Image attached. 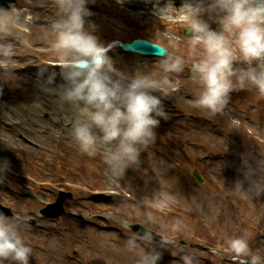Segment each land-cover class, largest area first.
I'll list each match as a JSON object with an SVG mask.
<instances>
[{
	"label": "rangeland",
	"instance_id": "obj_1",
	"mask_svg": "<svg viewBox=\"0 0 264 264\" xmlns=\"http://www.w3.org/2000/svg\"><path fill=\"white\" fill-rule=\"evenodd\" d=\"M129 1L131 0L124 2ZM26 3L27 0H17L10 9H15L17 13H20L18 14L20 25L35 32L33 38L28 40L36 49L47 51L52 49L51 43L54 38H50L53 33L49 28V21L55 15L54 3L51 8L43 11L40 7H47L48 3L42 0L34 2L31 8L25 6ZM154 3L156 0L149 1L147 4L154 8ZM143 7L145 10L148 9L146 5ZM22 9H27L30 13L22 14ZM148 11L154 13L151 8ZM137 12H142V10H137ZM89 13V19L85 18V29L88 31H91V27L105 25V21H108L109 25L118 22L116 19L112 21L113 18L109 13L100 8L89 11ZM100 13L105 16L100 17ZM28 14L33 16L31 22L24 20ZM125 22L129 27L126 32L105 31L95 36L98 37L100 43L106 46L111 45L112 42L122 44L129 43L133 39H146L163 45L168 49L169 54L181 56L188 63L198 59L199 52L203 50L200 45L194 50L187 37H184L186 26L178 25L173 29L142 27L133 30L132 26H129L131 24L126 20ZM214 30H218V27ZM19 37L21 36L13 30L7 34L0 32V44L10 43L14 53L8 67L0 68V79L6 81L5 85L0 84V148L6 153V148L10 145L26 149L23 153H17V156L11 152L3 156L2 159L11 168L32 175H44L48 177L47 180L53 178V181L58 180L57 175H66L64 168L62 171L59 169L51 171L48 163L52 161V157L37 153L23 145L17 139V135L21 133L45 146L46 149L60 151L65 159L66 167L72 172L66 176L67 179L93 186L94 189L116 190L118 186H126L132 191L140 192L144 201H152L159 205L163 201V207L173 208L181 213V216L150 219L147 223L148 227L163 234H169L170 227L173 226L174 230L190 232L196 236L205 235L208 243L219 244L218 247L222 248H225L224 241L228 238L250 234L252 237L249 242L250 248L254 252L259 250V254L264 256V190L257 192V186L264 185V94L254 88L233 91L230 93L229 104L224 112L213 116L206 110L196 108L189 103L196 97L199 88L191 79V73L187 67L182 73L169 74L171 87L176 85L179 90L178 94L172 97L176 103L175 107L179 110H172L167 120H160L159 126L154 130L156 136L154 143L146 149H141L138 163L121 173L122 166L114 167L107 160L106 154L110 146L98 142L97 151L94 154L97 157L95 163L103 174H93L85 168V161L66 153L63 149L65 145L79 148L71 133L72 124L78 116V109L70 107L68 102L61 99L57 85L55 83L50 86L46 85L44 94L40 95L41 100L37 96L32 97L28 92L20 95L22 89L26 90L33 86L41 88L44 76L48 73L44 76L38 75L40 67L48 65L50 67L48 72L57 73L59 69L51 68L56 58L54 52L49 51L41 55L37 54L34 49L29 51L21 44ZM108 55L113 61L125 63V66L117 69L125 74L136 73L138 70L144 73L159 71L161 59L123 54L119 45L112 46ZM6 70L11 72L6 73ZM56 80L62 79L57 75ZM152 94L160 96L155 92ZM160 98L162 99L161 96ZM162 105L168 112L167 106ZM22 107L27 108L28 113H23ZM195 111L203 114L201 120L194 121L195 119L189 116L194 115ZM13 120L24 121L25 130H6L8 131L6 132L3 127L1 128L3 122ZM205 120L212 123L208 124ZM245 129L251 131L254 142H261V145L249 139L244 133ZM233 136L238 140L234 141ZM180 147L184 148V151H179L182 150ZM185 152L193 153L195 158L189 161L184 160L183 153ZM177 162L182 163L183 168L174 175H170L169 171L175 168ZM36 167H38L37 172L34 171ZM193 172L203 175L211 185L218 184L225 191V200L204 186L198 187L191 178ZM159 178L167 179L163 187L154 186V180ZM50 187L53 189L51 185L48 186L49 189ZM40 194L43 203H51L55 200V194L48 190ZM72 194L73 198L65 201L69 214L49 221L37 217L38 214L36 215L32 210L33 207L41 210L44 207L42 204L26 198L19 187L10 181V178L6 177L4 181H0V202L10 203L14 209H28V213L15 212L14 219L11 218L10 221L17 225V230L25 244L46 261L54 264H60L63 261V264H66L65 250L70 243H73L72 245L79 246L86 254L103 257L104 264H140L143 255L151 249L160 252L167 264L182 263L179 255H171V252L178 251L176 248L172 251L168 249L169 247H161L142 239L138 240L134 247L129 246L127 238L123 240L117 233L87 226L82 223V220L72 217V212L101 214V208H103L92 203L83 194H74V192ZM168 197L171 199H167ZM17 198L19 199L14 202ZM108 206V208L115 209V213L131 210L118 201ZM132 211L150 213L149 210L140 211L135 208ZM191 214L197 217L200 223H195L194 219L190 218ZM102 215L104 218H100L101 225H115V222L108 220L107 215ZM27 216L36 219L45 230L33 232L32 226L25 220ZM121 217L125 223L129 222L124 213ZM95 218H97L96 215L91 219ZM56 222L58 227L55 226ZM177 222H179L178 226ZM44 234L54 241L44 237ZM181 254L192 255L194 264H231L230 258L212 254L196 246L183 247ZM173 257H177L179 261L171 262ZM87 263H90V260ZM2 264H13V262L9 259L3 261Z\"/></svg>",
	"mask_w": 264,
	"mask_h": 264
},
{
	"label": "clouds",
	"instance_id": "obj_2",
	"mask_svg": "<svg viewBox=\"0 0 264 264\" xmlns=\"http://www.w3.org/2000/svg\"><path fill=\"white\" fill-rule=\"evenodd\" d=\"M86 3L87 0H54L55 15L50 18L49 28L55 37L51 48L56 58L51 68L59 72H48L50 67L44 65L38 75L48 73L44 84L49 86L55 83L57 75L62 79L63 83L57 86L61 99L78 109L71 133L79 149L93 155L98 142L110 146L107 160L114 167L122 166L121 173L138 163L141 149L154 143V130L160 120L169 118L160 96L152 94L160 89L165 93L174 90L169 74L182 73L187 67L199 88L189 103L213 116L224 112L233 91L254 88L264 94V0H185L179 9L171 0L163 7L156 0L159 20L174 21L180 11L186 21L188 42L194 50L198 45L203 50L198 59L188 63L161 49L159 71H137L130 76L114 66L108 55L112 46L100 43L85 29V18L90 15ZM205 15L215 17L218 30L211 28L203 18ZM24 20L31 22L33 16L28 14ZM19 21L15 9H0V32L7 34L8 25ZM12 47L10 43L0 44V68L8 67L14 54ZM261 190L264 185L257 186V192ZM136 238L133 234L128 245L134 247ZM139 238L151 242L153 233L145 230ZM251 238L245 234L224 241L231 264H264L259 250L254 252L250 248ZM160 245H174L178 251L171 255H179L182 264H194L192 255L181 254L182 245L166 239ZM31 251L17 225L0 214V264L9 259L13 264H29ZM160 258L161 254L151 249L140 264H158Z\"/></svg>",
	"mask_w": 264,
	"mask_h": 264
},
{
	"label": "bare ground",
	"instance_id": "obj_3",
	"mask_svg": "<svg viewBox=\"0 0 264 264\" xmlns=\"http://www.w3.org/2000/svg\"><path fill=\"white\" fill-rule=\"evenodd\" d=\"M142 2L145 3L144 0H142ZM55 83L57 84V86H59V85H61L63 83V81L62 80H56ZM31 86H33V85H31ZM26 92H28L30 95H32V97H36L37 96V98H39V100L42 99V97L40 96L42 94V90L39 87L38 88H35L34 86L30 87ZM69 105H70V107H73V108L75 107L74 105H72L70 103H69Z\"/></svg>",
	"mask_w": 264,
	"mask_h": 264
},
{
	"label": "water",
	"instance_id": "obj_4",
	"mask_svg": "<svg viewBox=\"0 0 264 264\" xmlns=\"http://www.w3.org/2000/svg\"><path fill=\"white\" fill-rule=\"evenodd\" d=\"M144 45H145V44H142V43L137 42V43H134V44H133V48H134V49H137V48H139V47L142 48V46H144ZM145 46H146V45H145Z\"/></svg>",
	"mask_w": 264,
	"mask_h": 264
}]
</instances>
